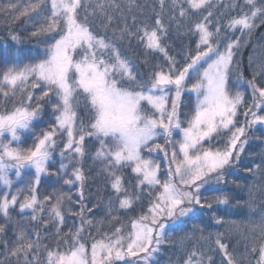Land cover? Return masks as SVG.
I'll list each match as a JSON object with an SVG mask.
<instances>
[{"label":"snow or ice","instance_id":"1","mask_svg":"<svg viewBox=\"0 0 264 264\" xmlns=\"http://www.w3.org/2000/svg\"><path fill=\"white\" fill-rule=\"evenodd\" d=\"M158 3L159 11L143 18L133 14L142 7L135 0H29L23 8L9 0L0 6L5 17H29L40 45L27 55L6 50L0 56V264H153L172 228L207 211L216 213V224H230L244 251L229 250L224 233L213 241L194 226L179 241L183 264H216L217 252L220 264H264V210L241 223L219 214L232 201L242 203L221 187L234 168L264 178V149L244 161L249 132L264 130V58L249 56L250 79L237 58L264 25V0H228L219 14L220 0ZM172 24L197 37L194 48L177 53L182 62L164 43ZM133 41L164 63L145 75L122 48ZM89 158L113 193L103 211L114 227L100 238L89 230L101 231L104 221L94 219L101 205L85 203ZM25 170L27 181L13 192L11 174L21 181ZM47 180L49 186L78 185V199L60 189L41 198ZM257 191L264 184L250 185L243 202L250 213L257 211ZM26 213L30 227L22 222ZM69 217L79 224L74 219L65 231ZM49 233L53 246L45 243Z\"/></svg>","mask_w":264,"mask_h":264},{"label":"trees","instance_id":"2","mask_svg":"<svg viewBox=\"0 0 264 264\" xmlns=\"http://www.w3.org/2000/svg\"><path fill=\"white\" fill-rule=\"evenodd\" d=\"M9 0H0V6L6 5ZM13 3H18L20 8H23L28 5L29 0H12ZM34 2V0H32ZM100 2H104V0H100ZM117 2L125 3L126 0H117ZM228 2V0H220L219 6L217 7L216 11L217 14L224 11L223 5L224 3ZM136 4L141 5L140 9L133 8V14H136L140 18H143L145 14L152 16L153 8L156 11H159V3L158 0H135ZM171 0H166V5H170ZM235 14L230 13V15ZM165 17L167 18V8L165 11ZM228 16H225L222 23H226ZM129 23H131V19L129 17ZM37 25H34L32 20L29 17L21 16L18 20L13 19L11 16L5 17L3 13H0V56L4 54L7 50L9 52H15L17 50L20 51L21 55H27L30 53H34L39 47V41L36 38L31 36V32L35 30ZM186 29L180 28L177 30L175 24H172L169 27V32L167 38L164 40V43L169 46V53L171 55H176V59L181 61V56L177 55V53H181L186 47L191 46L192 48L195 47V41L197 37L186 35ZM18 35L20 38L19 42L13 41L11 36ZM235 35H239V32L235 33ZM7 46V49L6 47ZM264 25H260L257 29H255L253 36L249 42V44L241 49L240 53L238 54V59L241 60L243 73L246 79L251 78V70L248 67V58L249 56H253L257 61L264 58ZM124 52L137 64L139 70L145 75L153 70V65L157 62L163 64V57L158 53H150L145 54L142 45H139L136 41H133L131 46L125 43L122 46ZM147 59L148 64L145 65L143 61ZM182 62V61H181ZM235 80V77L232 78ZM236 89H233L235 91ZM244 90V89H241ZM250 98V90L245 92V99L249 100ZM183 119V117H182ZM249 140H250V148L245 153L244 161L252 160L255 157V154L259 153L262 149H264V130L257 126L253 128L249 132ZM59 151V149H57ZM100 165L98 163H93V161L89 158L85 162V171L88 175V180L85 186V196L87 199L85 203L91 207L92 204H100L101 208L94 210L95 217L94 219L99 221L103 220L104 223L99 225L101 231L98 233L96 227H92L89 231L91 232V236L94 238H100L103 232H111L114 225L109 224L106 218L105 212L103 211V205L106 204L107 199L110 195H113L110 186L106 183L104 175L99 171ZM30 175V171H26L23 175V179L21 181L14 182V187L12 191L14 192L16 187H22L24 182L27 181ZM234 182V183H233ZM51 181H45L39 192L40 197L42 198L44 194L53 192L54 189H60L64 192H70L73 200H77V188L76 187H69L63 186L61 184L51 185ZM252 184L261 185L264 184V178H255L251 174L246 173L243 170V166H237L232 170V175L228 177V183L226 185H221L226 192L230 195L235 196L237 200H240L241 206L236 207L235 201H232L233 207L227 213H219L220 215L224 216L226 221H236L238 223L246 221L250 216L253 219H258L259 212L264 210V191H257L256 193V209L255 213H250L249 209L246 206H243V202L247 201L249 198L248 187ZM239 185V186H238ZM3 188L0 186V191ZM220 193H211L206 192L205 195H219ZM23 197L21 196V200ZM68 205L66 204L65 207ZM75 208H78L79 205L75 204L72 205ZM215 207V205H214ZM18 210V205H17ZM216 213L211 211L201 212L196 215V217L192 220H189L187 223L179 226L174 227L170 230L169 233V240L168 242L164 243L160 247V251L156 254L153 264H183V260L186 258V252L181 250L179 247L180 238L186 234L192 232L194 226H198L202 228L203 235L208 236L211 234L212 240L214 241L215 236L217 233H224L226 242L229 244V250L233 249L235 246L236 254L242 253L244 251V241L242 240L239 234L230 233V224L224 223L222 225L216 224L215 219L213 216ZM30 213H26L23 219V223L25 225L31 226L29 223ZM14 220H20L21 217L17 215L16 212H13ZM75 218L69 217L67 219V224L65 225V231L67 227L70 226ZM0 223H4L3 219L0 218ZM75 223L78 225L79 220L75 219ZM50 238L45 241V243L49 244V246H53L55 243V238L48 234ZM88 235V232L85 233V236ZM196 236H199L200 233L197 231L195 233ZM13 237V228L9 225L7 237L11 239ZM239 241V243H238ZM91 241H89V244ZM187 250H191L192 243L187 242ZM200 247H204V245H200ZM4 259L2 255H0V260ZM43 259V257H42ZM214 259L216 264H220L221 255L217 252L214 254ZM122 264V262H121Z\"/></svg>","mask_w":264,"mask_h":264},{"label":"rangeland","instance_id":"3","mask_svg":"<svg viewBox=\"0 0 264 264\" xmlns=\"http://www.w3.org/2000/svg\"><path fill=\"white\" fill-rule=\"evenodd\" d=\"M26 171H30V170H25V172H26ZM24 174H25V173H24ZM11 175H12V179L14 180V182H17V181H16V178H15V176H14V173H12Z\"/></svg>","mask_w":264,"mask_h":264}]
</instances>
